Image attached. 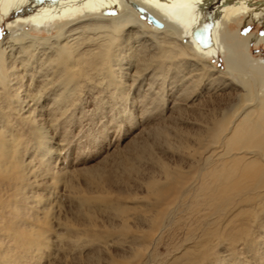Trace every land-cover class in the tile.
Wrapping results in <instances>:
<instances>
[{"label": "rangeland", "instance_id": "374dc122", "mask_svg": "<svg viewBox=\"0 0 264 264\" xmlns=\"http://www.w3.org/2000/svg\"><path fill=\"white\" fill-rule=\"evenodd\" d=\"M117 15L106 13L107 19ZM88 19L68 20V29H78L66 36L83 42L79 54L85 56L78 87L65 101L58 98L59 76L40 62L27 66L28 60H11L25 73L24 114L30 117L23 123L0 108V127L21 144L27 177L13 182L0 176V264H264L263 193L252 191L236 160L218 155L217 126L240 95L218 73L226 71V50L188 58L163 75L122 56L113 68L122 86L116 87L107 70L86 67L102 40L100 30L84 28ZM13 23L0 22V41L11 34ZM213 26L208 19L202 24L200 41H212ZM25 30L39 38L58 34L57 25ZM134 31L125 29L124 42ZM223 31L261 36L264 27L241 15ZM148 32L123 44L143 47L138 56L153 55L158 48ZM182 32V43L192 47ZM250 55L264 60V43L251 46ZM43 72L51 76L45 88ZM4 115L10 116L5 124ZM44 131L46 154L37 151ZM79 200L89 206L82 208ZM112 206L126 208L125 223Z\"/></svg>", "mask_w": 264, "mask_h": 264}, {"label": "bare ground", "instance_id": "6f19581e", "mask_svg": "<svg viewBox=\"0 0 264 264\" xmlns=\"http://www.w3.org/2000/svg\"><path fill=\"white\" fill-rule=\"evenodd\" d=\"M138 8H141L144 13L141 14ZM110 10L119 12V15L107 19L106 13ZM78 15H83L84 18L88 17L89 19L83 25L84 28L94 32L100 30L101 36H97V39L102 38L96 47L97 52L88 56L90 57L89 61H84L86 67L97 64L95 67L100 66L107 70L108 80L116 87L122 86L118 83L117 80L120 77L115 74L113 68L116 66L117 59L122 56H126L130 61L137 60L141 67H154L158 74L163 75L173 69L178 70L188 58L217 55L219 49L221 51L226 50V71H218V73L228 77L235 84L240 95L229 114L223 111V118L217 126V144L221 149L219 152L221 154L218 155H221L223 161L226 162L236 160L234 166L239 168V171L242 170L241 175L251 181L253 192L259 194L261 191L263 193L261 196L262 201H264V192H262L264 191V60L254 59L250 55L251 46L264 43V35L255 36L251 34L240 37L238 32L230 33V31L224 34L223 31L232 17L241 15H250L253 21L262 24L264 27V0H0V22L4 20V22L10 23L14 19L13 24H15L11 34L0 41V84L4 94L3 98L0 97V108L9 111L8 113L13 115L16 120L19 119L23 123L28 121L27 118L30 116H26L24 110H26L29 95H26L25 91L22 93L25 84L22 77L25 73L18 72L17 65L14 63L17 61L11 62V60H28L26 63L24 62L27 66H35L40 62L42 67L47 68L46 72L59 76L58 87L62 90L58 97L60 102L65 101L66 96L73 93L78 87V82L82 77L79 63L85 56L79 54L83 42L75 41V38H71L69 34L66 36L67 33L78 29V27L71 28L70 26L69 29L71 30L68 31L67 28L71 23L68 20L73 18L77 20ZM148 17L160 22L162 27L152 26L148 22ZM207 19L214 25L212 28L213 36L211 42L204 43L199 40L200 31L202 24ZM51 25H57L58 29V34L52 38H39L32 35L34 30H25L27 26L35 30H42L52 27ZM127 27L135 29L133 36H131V32L126 34L128 39L125 42L127 43L133 37L136 39L137 36L141 37L143 33L145 36L146 30H152L147 34L151 36L149 41L156 39L155 44L158 52L150 56H138L137 53L143 47L136 46L129 49L123 44L125 43L123 36ZM182 30L188 34L189 43L192 47L182 43ZM159 35H163V38L158 39V41ZM86 48L85 51L89 50ZM91 52L93 51L91 50ZM40 66L38 69L36 68L39 74L42 69ZM208 68L209 71L216 70L212 65ZM25 69L24 71L27 70ZM235 75H237L236 78ZM30 77L32 78V76ZM49 77L51 76L44 75L43 80L47 83L42 88L50 85V82L48 83ZM36 96L31 95V100H35ZM31 118L35 122V117ZM2 119L5 124L10 116L4 115ZM6 128L0 127V176L9 178L13 182L19 179L25 181L27 177L24 172L26 166L19 157L21 144L15 136L10 135ZM16 130L19 132L18 129ZM46 138L47 133L45 131L43 134H39L37 151L44 154L50 150L45 144ZM212 163L215 162L212 161ZM231 170L236 171L234 168ZM79 203L82 208L84 205L89 206V202L86 203L85 200H79ZM110 208L116 210L119 219L122 218V222L125 223L126 208L115 206ZM123 229L127 230V226L124 224ZM66 230L68 233L72 232L70 227Z\"/></svg>", "mask_w": 264, "mask_h": 264}, {"label": "water", "instance_id": "95a60500", "mask_svg": "<svg viewBox=\"0 0 264 264\" xmlns=\"http://www.w3.org/2000/svg\"><path fill=\"white\" fill-rule=\"evenodd\" d=\"M139 12L141 14L144 13V11L141 8H138ZM148 22L152 25L155 26L156 28H161L162 24L160 22H158L157 20H155L154 18L148 17Z\"/></svg>", "mask_w": 264, "mask_h": 264}, {"label": "snow or ice", "instance_id": "6c2138e0", "mask_svg": "<svg viewBox=\"0 0 264 264\" xmlns=\"http://www.w3.org/2000/svg\"><path fill=\"white\" fill-rule=\"evenodd\" d=\"M262 35H264V33H261Z\"/></svg>", "mask_w": 264, "mask_h": 264}]
</instances>
